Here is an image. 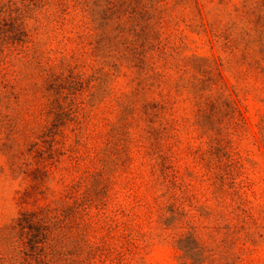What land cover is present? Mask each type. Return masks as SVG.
I'll use <instances>...</instances> for the list:
<instances>
[{"label": "rangeland", "instance_id": "374dc122", "mask_svg": "<svg viewBox=\"0 0 264 264\" xmlns=\"http://www.w3.org/2000/svg\"><path fill=\"white\" fill-rule=\"evenodd\" d=\"M39 234L52 264H264V0H0V264Z\"/></svg>", "mask_w": 264, "mask_h": 264}, {"label": "trees", "instance_id": "16d2710c", "mask_svg": "<svg viewBox=\"0 0 264 264\" xmlns=\"http://www.w3.org/2000/svg\"><path fill=\"white\" fill-rule=\"evenodd\" d=\"M54 211L57 212V209ZM41 213L42 212L28 211L22 213V216L18 219L17 222V225L21 228L22 235H28V232H25L26 229H33L36 224H41L45 221V217L42 216ZM45 229L46 228H44V231ZM30 239L32 240V246L30 248L31 253L29 252L30 261L28 264H52L49 258L50 255L48 253L46 240L42 238V235H32L30 236Z\"/></svg>", "mask_w": 264, "mask_h": 264}]
</instances>
